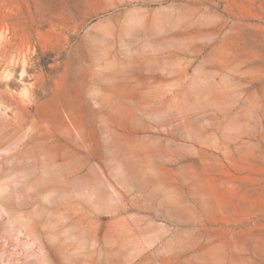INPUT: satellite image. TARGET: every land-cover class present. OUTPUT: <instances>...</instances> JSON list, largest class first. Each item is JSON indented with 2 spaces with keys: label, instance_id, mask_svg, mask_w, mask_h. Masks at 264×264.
<instances>
[{
  "label": "rangeland",
  "instance_id": "rangeland-1",
  "mask_svg": "<svg viewBox=\"0 0 264 264\" xmlns=\"http://www.w3.org/2000/svg\"><path fill=\"white\" fill-rule=\"evenodd\" d=\"M0 264H264V0H0Z\"/></svg>",
  "mask_w": 264,
  "mask_h": 264
}]
</instances>
